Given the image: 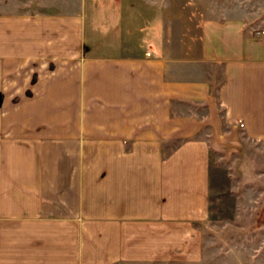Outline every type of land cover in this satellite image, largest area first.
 Masks as SVG:
<instances>
[{
  "label": "crops",
  "instance_id": "0c3cea01",
  "mask_svg": "<svg viewBox=\"0 0 264 264\" xmlns=\"http://www.w3.org/2000/svg\"><path fill=\"white\" fill-rule=\"evenodd\" d=\"M20 41L14 55L0 31V264H164V226L206 206L215 127L200 112L264 143V56L109 43L60 66ZM206 64H221L215 91L183 72Z\"/></svg>",
  "mask_w": 264,
  "mask_h": 264
},
{
  "label": "rangeland",
  "instance_id": "374dc122",
  "mask_svg": "<svg viewBox=\"0 0 264 264\" xmlns=\"http://www.w3.org/2000/svg\"><path fill=\"white\" fill-rule=\"evenodd\" d=\"M38 21L42 42L32 51L26 32ZM0 31L14 55L24 38L25 58H55L60 66L109 43L138 58H172L178 40L185 50L203 42L219 58L233 48L264 56V0H0ZM183 72L212 79L213 91L222 82L221 64ZM200 113L215 127L206 206L199 219L164 226V264H264V143L238 129L231 134L220 114Z\"/></svg>",
  "mask_w": 264,
  "mask_h": 264
}]
</instances>
